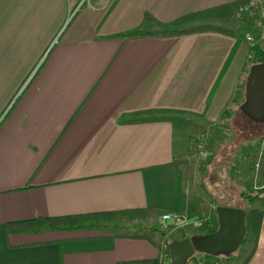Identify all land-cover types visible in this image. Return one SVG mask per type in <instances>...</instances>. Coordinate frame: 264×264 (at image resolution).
<instances>
[{"label": "crops", "instance_id": "0c3cea01", "mask_svg": "<svg viewBox=\"0 0 264 264\" xmlns=\"http://www.w3.org/2000/svg\"><path fill=\"white\" fill-rule=\"evenodd\" d=\"M234 1L0 0V264H166L164 238L202 225L188 221L197 163L184 181L181 162L191 161L192 123L216 124L238 103L247 46L238 41L216 82L231 37L120 35L144 16L170 24ZM130 211L148 214L130 220ZM96 213L114 221L4 231ZM133 233L147 237L122 235ZM246 264H264V215Z\"/></svg>", "mask_w": 264, "mask_h": 264}, {"label": "rangeland", "instance_id": "374dc122", "mask_svg": "<svg viewBox=\"0 0 264 264\" xmlns=\"http://www.w3.org/2000/svg\"><path fill=\"white\" fill-rule=\"evenodd\" d=\"M205 19H207L204 20L206 22L231 29L236 35H241V38L245 33L244 30L238 28L235 17L226 24H221L213 18ZM246 75L241 82L243 86ZM236 98L238 103L236 102L233 111H228L216 124L199 125L192 123V139L197 133L204 134L206 157L201 159L190 148L191 161H185V164L189 165V177L193 163L195 161L197 163L194 172V188L197 193L191 196L193 211L188 221L190 224L202 222V225L194 229L179 228L180 230L177 231L176 235H169L166 239L164 238L168 244L176 238L186 237L193 230L199 233L207 231V229L214 231L216 222H212V226H210L209 217L214 215L217 206L243 211L250 208H262L264 210V206L250 205L247 201L248 198L259 194L258 191L263 188L259 186L257 181L259 169L263 163L261 156L264 154V142H260V138L264 134V122L261 124L253 123L239 111L238 107L243 101V88L238 92ZM206 215H208V221L204 223V221L206 222V219L204 220ZM168 244L165 246L167 247ZM250 246L251 238L249 236L246 243L232 253L229 261H226L223 256H218L216 257V264H238L247 254ZM166 264H170L169 259Z\"/></svg>", "mask_w": 264, "mask_h": 264}, {"label": "trees", "instance_id": "16d2710c", "mask_svg": "<svg viewBox=\"0 0 264 264\" xmlns=\"http://www.w3.org/2000/svg\"><path fill=\"white\" fill-rule=\"evenodd\" d=\"M249 0H236L232 3L221 5L218 7L202 10L199 12H195L192 14H188L176 20L173 23L165 24L159 23L154 19L150 18L149 16H144L140 25L131 31L121 34L120 36L126 39L130 38H137V37H145V36H159V37H170L176 35H187V34H195V33H203V32H213L219 33L228 37H231L235 40V43L225 60L220 73L217 77L216 82L220 79L222 73L224 72L225 68L227 67L236 44L241 39V35H236L231 29L225 28L219 24H212V23H203V24H190L182 29L178 28V25L185 23L196 21L205 18H213L219 21L221 24L230 23L237 12V9L246 5ZM248 53L251 54V65L258 64L264 61V51H260L257 48H248ZM247 74V71H246ZM215 82V84H216ZM215 85L213 86L214 89ZM226 115V114H225ZM221 117H223L221 115ZM162 120V119H161ZM168 121L172 126L177 128H183L189 126V121L185 120L184 118L180 117H169L164 119ZM260 142H264V134L260 138ZM262 164H264V154L261 156ZM184 165V181L188 180L189 177V165L185 164V161L181 162ZM259 194L254 195L251 198H248V204L250 205H258L259 207L264 206V188L258 191ZM261 195V196H260ZM245 212L244 218V227L245 233L244 237L239 245L242 246L246 243L248 237L251 238V247L249 248L247 254L242 258V260L238 264H246L248 259L250 258L254 245L256 242L259 224L261 217L264 215V210L262 208H250ZM128 213L129 219L132 220L134 218L146 216L148 213L145 211H130L125 212ZM111 214L114 213H96V214H89V215H81V216H72V217H63V218H50V219H40V220H33L24 223H17V224H8L4 226L5 233L21 231V230H35V229H75V228H82V227H90L95 223H110L114 221V218ZM115 215V214H114ZM213 222L215 220V213L212 216ZM125 237L131 238H144L147 237L145 233H133V234H122ZM168 241H163L164 245H167ZM165 254L168 255V250H165ZM232 257V254L228 257H225L226 261ZM202 259L205 264H211L213 260H216V257L209 256V255H202L194 253L186 262V264H196L197 260Z\"/></svg>", "mask_w": 264, "mask_h": 264}, {"label": "water", "instance_id": "95a60500", "mask_svg": "<svg viewBox=\"0 0 264 264\" xmlns=\"http://www.w3.org/2000/svg\"><path fill=\"white\" fill-rule=\"evenodd\" d=\"M241 114L253 123L264 122V61L252 64L243 86ZM245 212L241 209L217 206L216 229L204 235L171 241L168 246L170 264H186L194 254L228 257L239 247L245 233Z\"/></svg>", "mask_w": 264, "mask_h": 264}, {"label": "built area", "instance_id": "2783aa9c", "mask_svg": "<svg viewBox=\"0 0 264 264\" xmlns=\"http://www.w3.org/2000/svg\"><path fill=\"white\" fill-rule=\"evenodd\" d=\"M83 1V0H82ZM237 18V26L245 31L242 38L248 48H257L264 51V0H249V2L238 8L235 13ZM251 54L245 56V65L247 68L251 66ZM192 152L201 159L206 157L205 140L203 133H197L190 143ZM162 220H171L177 225H184L185 222L177 215H162ZM207 223V222H206ZM201 222L194 223V226H200ZM161 255L164 260H168L165 250L167 247L161 243Z\"/></svg>", "mask_w": 264, "mask_h": 264}]
</instances>
